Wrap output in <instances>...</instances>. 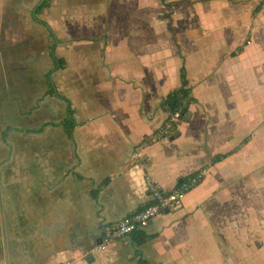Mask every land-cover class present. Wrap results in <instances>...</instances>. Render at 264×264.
Instances as JSON below:
<instances>
[{
    "label": "crops",
    "instance_id": "crops-1",
    "mask_svg": "<svg viewBox=\"0 0 264 264\" xmlns=\"http://www.w3.org/2000/svg\"><path fill=\"white\" fill-rule=\"evenodd\" d=\"M41 1L0 0V264H264V0ZM181 65L182 121L134 157ZM198 168L148 239L97 248Z\"/></svg>",
    "mask_w": 264,
    "mask_h": 264
},
{
    "label": "built area",
    "instance_id": "built-area-1",
    "mask_svg": "<svg viewBox=\"0 0 264 264\" xmlns=\"http://www.w3.org/2000/svg\"><path fill=\"white\" fill-rule=\"evenodd\" d=\"M182 107H187L185 98L181 99L179 106L177 105V107L167 111L163 123L141 139L140 143L132 151V155L137 158L140 157L141 150L146 144L169 135L175 126L182 121L181 119L184 115L180 114ZM204 171V168L196 169L176 181L169 189H163L150 179H147L148 201L142 207L129 214H125L118 219L102 222L99 226L97 248H108L118 238L130 234L134 229L145 227L153 217L161 212L179 209L184 195L200 181Z\"/></svg>",
    "mask_w": 264,
    "mask_h": 264
},
{
    "label": "trees",
    "instance_id": "trees-1",
    "mask_svg": "<svg viewBox=\"0 0 264 264\" xmlns=\"http://www.w3.org/2000/svg\"><path fill=\"white\" fill-rule=\"evenodd\" d=\"M49 0H42L36 7V11H38L43 6L47 5ZM179 78H180V87H177L176 89H173L169 91L166 96L162 99L161 104L166 106V110H172L173 108L177 107V105H180L181 99L185 98V100L189 101L191 100L190 96V88L186 86V78L184 76L183 72V66L179 68ZM186 112V108L182 107L180 110V114H184ZM73 126V120L68 118L65 122V127L68 133L71 132ZM223 155H216V159L222 157ZM132 240L136 243H142L146 239L150 237L149 234H147L143 228H137L131 231L130 233ZM137 264H146V260L144 258H138Z\"/></svg>",
    "mask_w": 264,
    "mask_h": 264
}]
</instances>
